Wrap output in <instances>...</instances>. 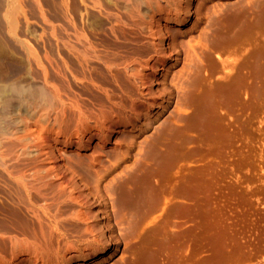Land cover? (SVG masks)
Here are the masks:
<instances>
[{
	"label": "bare ground",
	"instance_id": "obj_1",
	"mask_svg": "<svg viewBox=\"0 0 264 264\" xmlns=\"http://www.w3.org/2000/svg\"><path fill=\"white\" fill-rule=\"evenodd\" d=\"M41 1L0 0V185L6 191L8 198L6 202H14L13 205L20 206L21 210L17 213L22 214L20 221H16L22 226L20 232L22 237L10 235L6 240L10 243L27 242L28 248L37 251L42 262L40 264H101L118 250L122 242L126 243L127 237L133 236V227L141 226L138 223L144 219L143 212L152 207V201L155 204L154 200L160 199L153 198L155 192L151 197L154 189L152 184L156 181L160 183V180L156 179L152 183L151 177L154 174V178L158 179L157 175L166 164L164 146H168L167 151L171 156H177L176 151L179 150L177 148L183 139H178L180 133L177 136L176 131L178 132L179 128L174 122L181 119L182 113L172 115V120L162 123L160 128L155 129V133L148 135L149 138L137 137L152 127L167 110L172 99L177 98L179 111H182L184 106L187 107L188 98L195 102L194 104L192 101L196 109L197 126L194 125L199 130L202 129V133L211 119L213 124L216 106L220 104L222 97L230 92L233 94L231 97H234L240 89L242 92L240 81H244V87L248 91L243 88L245 94L247 92V95L251 94L254 98L261 92L264 93V0H240L241 2L234 4L213 3L211 6L206 5L208 0H43L42 3ZM107 2L114 8L107 7ZM29 3L35 6L37 12H32L34 14L32 17H36L37 13L38 21L34 22L40 24L37 25L42 31L36 33L38 35L32 41L23 37L25 32L28 33L30 20L33 19L29 18L32 15L29 12L30 7L27 9ZM73 4H77L76 8L75 6L73 8ZM89 11H92L90 15L94 14L93 12L100 15L98 17L94 15V20H98L99 17L107 20L102 18L103 23L108 22V25L103 23L101 25H105L107 29H103L108 31L110 34L107 35H112L111 37L117 38L125 28L136 29L135 32L138 31L139 37L141 34L143 36L141 38H145L144 41L149 48L147 58L140 57L141 54L139 56L136 52L129 58L122 59L123 61H117L109 52L99 49L101 46H96L91 37H88L90 33L87 34L85 28L79 25L86 16L80 21L82 15ZM202 19L207 23L203 32L201 28L197 39L188 35L183 44L179 38L177 40L181 33L196 29ZM129 31L127 30V33ZM241 31L246 32L245 36L243 33L240 35L242 38L244 36L243 39L248 36L247 42L238 39L244 42V45H247L245 43L252 45L249 49L253 48L250 50L247 48L249 53L240 65L243 73L232 79L234 84L231 86L227 83L217 87H213V84L210 87L209 84L207 85L209 87H206L204 82L206 75L200 72L201 59L200 61L196 59L195 46L199 39L202 40V35H205L210 38L208 41L213 38L218 41L225 39V36L239 37ZM206 37L204 41H207ZM210 42L209 46L213 48L214 45L211 46ZM181 44L182 46L185 44L184 48ZM180 62L182 65L175 75L165 78L166 64L174 66ZM3 65L7 67L4 68ZM233 66L237 68V65ZM10 68L14 70L10 72ZM94 68L115 80L123 74L126 75L132 79V85L138 87L136 93H127L119 100L113 99L110 89L103 86L99 80L96 82L95 77L91 76V70ZM236 70L239 73V70ZM229 78L228 80L231 79ZM82 83L83 85L88 83L96 89L95 106L81 102L84 101L79 93L81 90L78 92V88L75 87L79 85V88H83V85L80 87ZM216 83L214 82V86ZM239 83L241 88L238 86ZM161 84H163L161 89L154 88L155 85ZM88 87L83 88L85 89L82 90L83 94L87 93ZM262 97L264 98L263 95ZM246 105L242 107L245 108ZM221 125L222 128L225 126ZM103 148L109 151H103ZM129 160L131 163L126 164ZM122 163L125 164L120 171L112 173L100 188L99 180ZM80 166H85L83 171L79 169ZM90 186L94 189L89 190ZM67 201L70 203L75 201L80 209L71 206L64 214L60 205ZM233 201L232 203H235ZM213 217L215 218L216 214ZM69 219L80 227L73 233L66 231V222ZM218 229L212 230L213 233L215 234ZM207 232L210 233L209 230ZM70 235L75 237L76 249L66 256L59 255L61 242L68 241ZM152 239L137 238L135 241L139 245L138 248L142 247L140 253L147 259L156 257L153 256L156 248L152 247ZM229 239L233 240V236ZM160 240L163 241L164 238ZM212 241L214 244V240ZM227 243L223 245L225 249ZM81 249L85 251L82 252ZM128 249L132 250L130 247ZM213 249L217 250L215 247ZM213 249L210 252L208 249V255L212 252L214 256L211 253L213 257L207 255L205 259L202 255L204 260L201 264L209 258H213L209 264L214 261L218 253ZM218 249L220 250L219 247ZM126 260L128 259H123V263ZM10 262L39 264L26 255H15Z\"/></svg>",
	"mask_w": 264,
	"mask_h": 264
},
{
	"label": "rangeland",
	"instance_id": "obj_2",
	"mask_svg": "<svg viewBox=\"0 0 264 264\" xmlns=\"http://www.w3.org/2000/svg\"><path fill=\"white\" fill-rule=\"evenodd\" d=\"M238 1L241 2L242 0L241 1L240 0H208L206 1L207 2L206 5L211 6L213 3L215 4L216 3L217 4L218 3L219 4L220 3L232 4L233 3L234 4V3H237ZM74 2L77 3L76 1ZM75 5L77 4H73V8ZM33 6L34 5L30 3L27 6V9L30 7L29 8L30 11L28 10L30 13L37 12L35 9V6L34 7ZM106 6L107 7L110 6L109 7L110 9L113 7L111 3L109 2L106 3ZM90 12L92 13V11H89L86 14L82 15L80 21L84 18L85 15L86 16L84 20H82L81 22H79V19H77V23L79 22V25L85 28L87 34L90 33L88 37H91L90 39L93 41V43H96L95 44L96 46L98 47L101 46L99 49H102V50L104 49V51L109 52V54L113 57V59L117 61H123L129 58L131 55H133L136 52H137L136 53L137 55L141 54V56L139 55L140 57L143 56L142 58H145V59L147 58L148 56L147 53L149 51V48L147 47L145 43L146 41H144L145 38L144 39L141 38L143 37L141 34L139 37V33H137L138 31L135 32L136 29H133L134 30L133 32L131 28L129 29L125 28L126 32L124 33L125 31L124 29L123 33L120 34L121 37L120 35L117 38L111 37L112 35H107L110 33H108V31H105V29H107L105 25L107 26L108 22H106L107 24L103 23L101 19L103 18V20L105 21L107 20L104 17L102 18L99 17L100 19L97 18L99 21L94 20L96 15L97 17L100 15L93 12L94 14H92L93 15L92 16L90 15L91 14ZM30 13H28L29 16L31 15ZM33 13L31 17H29L31 19L33 18L32 20L29 19L31 21V22L29 21L30 22L29 31L28 33L25 32L23 35L24 38L30 41L35 39L34 37L38 35L36 33L42 32L41 29L39 28L40 24L34 22V20L38 21L37 13L35 14L36 17H32L34 16ZM89 16H92V17L90 18ZM101 23L105 25L103 24L101 25ZM206 23L207 21L205 19H202V22L199 23V26H198L199 28L198 27L196 29L193 28L194 30L191 29L190 30L191 32L187 31L188 34L187 32L186 33L184 32L185 34L181 33L182 35L179 34L181 36H178L177 34H175L176 37L178 36L177 40L179 38V41H181V43L183 44L185 43V40H187L188 35L189 37H194L195 39H197L198 38L197 36L199 35L201 28L203 32L204 30L203 28L206 25ZM36 27L39 28V31L37 30ZM127 30H130V31L127 33ZM244 32L245 31L239 32V37L236 36V37L230 38L228 36H225V39L222 38V40L219 39L218 41L217 39L215 40L214 38L208 41L207 39H210V38H207L208 36L206 37L205 35H202V40L199 39L197 45L195 46L196 56H197L196 59H198V61H200L201 59L200 72L204 73L202 75L204 76L206 75L204 80H206L207 82L202 79L203 77L201 75L200 77L205 82L206 87H209L207 86L209 84H210V87L212 86L211 84H213V87H217L218 85H224L227 83H230V86H231V84L232 85L234 84L232 82L234 80L232 79H234V77L238 78V75L240 73H243L241 72L240 65L243 59L245 58L246 54L249 53V50L253 49L252 47H250L249 49V46H252V45H249L248 43H245L247 45L243 44L244 42L242 41L247 42L246 38L248 37L247 36L245 39H243L246 33ZM242 33L244 34L243 38H242V35H243ZM26 34L28 35L27 37H26ZM29 35L33 37H30ZM204 37H206L205 40L207 41H204ZM238 38L242 39V41L239 40ZM228 39H230V41ZM231 39L235 42H233ZM213 40H215L216 42ZM225 40H227L229 43ZM212 41L216 43V45L218 43L219 44L222 43V44H220V46L217 47ZM209 42L211 43V46L214 45L213 48L209 46L210 45ZM238 43H240L242 47L240 44L238 45ZM182 44H181V47L184 48L185 44L184 46H182ZM93 64L95 63L93 62ZM166 65H167V69L165 71V78H170L172 75H175L178 69H180L182 63L180 62L174 66H170L168 64ZM233 65H237V68L236 66L234 67ZM6 67L7 66H4V68ZM236 69L239 70V73L237 72ZM10 70H14V69L10 68L9 71ZM92 70H91L92 72L91 76L95 77L94 80H96V82L97 80H99L100 83L102 82L101 84L103 86H106V88L110 89L111 95L113 99L115 100H119L123 98L127 93L134 94L136 93V90L138 89L136 85L134 84L132 85L131 83L132 79L128 78L124 74L123 76H120L122 74L120 75L118 74L122 78L117 77L115 80L110 75L107 76L106 74L104 75L101 74V72H99V70L95 68L93 71ZM219 76H222V77L224 76V77L222 78ZM228 78L230 80H228ZM126 79L127 81H125ZM225 79L227 80L223 81ZM202 80L201 82L203 83ZM128 82L131 83V85ZM214 82L215 83L220 82L222 84L216 83V85L214 86ZM240 83L242 86L240 85ZM240 83L238 86L239 88L242 87V92L240 89V91H237L236 94H234L236 95L234 97H231L233 95V94H230L231 92L228 94L229 96L225 94L224 95L225 97L224 96L222 97V101L220 102V104H217V106L219 105L220 106L219 107L216 106L217 109L215 108L216 115L214 114L215 119H214L213 124L211 123L212 119L209 122V124H211L212 126L209 124H207L208 125L207 127L203 126L205 129H203L202 133H201L202 129L199 130L198 127H196L197 126L196 119H195L196 109L193 106L195 102L191 100L190 98H188V101H187L188 104L186 105L187 107L184 108L185 107L184 106L183 110L179 111L178 110L179 105L176 100L177 98L175 97L172 99L173 100L172 103L168 106L167 110L162 114V116L158 118L152 124V127L149 128L140 137L139 136L137 137V139H141V138H144L145 136L152 135L153 133H155L156 131L155 129H158L161 127L162 123H164L165 121L172 120L173 118L172 115L174 114L182 113L180 114L181 116L180 118L182 119L184 117L182 119V122H181V119H178L176 122H174V124L178 125L177 128H179V131L178 132L176 131V135L178 136L180 133V136H182L181 138H179L180 136H178V139L184 140V142L183 140H181L182 142L179 140L180 145L177 148L179 150L176 151L177 156L175 157L171 156V153L167 151L168 146H164L165 153H166L164 160L166 164L163 162L165 166L160 171V174L157 175L158 179L154 178L155 176L154 174L151 177L152 183L153 181L160 180V183L159 181H156L152 184V187L154 185L153 187L154 189H152L153 192H151V197L155 192L156 195L154 194L155 196H153V198L160 197V199H158L160 202H157L158 200L157 201L154 200L155 204L157 202L156 205L154 204L153 201H152L153 203L151 202V206L154 208L149 207L147 212H143L145 213L142 216L144 219L142 218L143 221L138 223V224H141V226L137 225L138 227L137 226L133 227L134 234L133 236H129V238L131 237L132 239L129 240V238L127 237L126 240L128 239L127 240L128 242L126 240H125L126 243L122 242L119 245L118 250L111 257H109L107 261L101 264H115L116 262L117 264L118 263L119 264H124V263L125 264H135V263L136 264H143V263L145 264H197L198 262H199L198 264H201V262H203L204 260V259L202 260V258L204 257L205 259H207L208 253L210 252V250L212 251L214 247L217 248L219 252H221V249H222L221 247L225 245V243H227V241L225 240H229V242L226 245L227 250L224 248L225 246H223L224 249H222L221 253H219L216 249H213V251L215 250V252H217L218 254L215 255L214 261L210 262L211 264H214V263L215 264H219V263L220 264H223V263L225 264H264V98L262 97V95L264 96V93L261 92L259 95L253 98L251 97V94L247 95L248 91L244 87L245 85L244 81L242 80V82L240 81ZM86 84L84 83L83 85L82 83L80 87H82L83 85V88L85 87L86 89V87L89 86L90 88L89 87L87 88V90L88 89L89 90L86 91L88 94L87 93L83 94L84 93L83 91H85V89L79 88L78 87L79 85L78 86L76 85L77 87H75V85L73 86L75 88H78V90L76 89L78 92L81 90L82 93L79 92L81 99L84 98V101L82 100L81 102H84V103L86 102L85 104H87L88 102L89 106L90 105L95 106L96 104L95 93H97L96 89L92 85L88 83ZM163 84L155 85L154 88H156V90H159L161 89V86ZM243 88L245 91H247L246 94H245V91L243 92ZM90 90L92 93L90 92ZM239 92H241L240 95H238ZM81 94L84 97H82ZM86 95L88 96L85 97ZM228 97H231V99ZM249 97L252 98V101H251V98ZM192 101L194 104L192 103ZM241 101L242 103H240ZM91 102H93V104H91ZM239 103L242 105L240 106ZM245 103H247V105ZM243 104L246 105L245 108L242 107L244 106ZM241 107L243 108V110ZM223 113L225 114L223 115ZM221 124H224L225 126H223L222 128ZM204 130H206L207 132L209 130V133H207ZM200 134H203L206 136H203ZM149 136L147 138H149ZM197 139H199V141ZM212 142H215V143L213 144ZM209 144L212 147L209 146ZM102 150L109 151L108 149H105V148H103ZM133 153H134V150L131 151V154ZM129 163H131V160L126 162V164H129ZM124 164L125 163H122L120 166H116L115 168H113L111 172L109 173V175H104L99 180V183H98L99 187L102 188V186L107 182L106 180L112 175V173L114 174L120 171V169L123 167ZM84 168L85 166L79 167L81 171H83ZM1 186L2 185H0V264H12L10 262V259L13 258V256L15 255H26L30 257L33 261L35 260V262L39 264L42 263L40 261V258L37 255V251L34 248L33 249L28 248L29 244L27 242L14 243L15 242L14 241L13 243L12 242L10 243V241H7L8 240L7 237L10 235L22 237L20 236V232H22V226H19L21 225L19 224L20 222L16 223V221H20L22 214L20 212L17 213L18 210H21L20 206L18 207L16 204L13 205L14 202L12 203H10L9 201L6 202V200L8 199L6 198L7 197V195L5 194L6 191L4 190V188L2 189ZM93 186L95 185L93 184ZM93 186H90L89 190L90 189L93 190L94 189ZM234 187H236V189ZM231 191L233 193H231ZM4 194H5V197H3ZM232 201L235 203H232ZM8 204H10L11 206H9ZM71 206L73 208L80 209L79 205L75 201H72L71 203L67 201L60 205V207L62 208V212L64 214H66L69 211V208ZM16 207H18V209ZM146 214L147 216H145ZM215 214H216V217L214 218L213 216H215ZM66 224H67L66 231L70 233H73L74 231L80 228V227H77L76 223L71 219H69L66 222ZM78 224L82 226L81 223H78ZM210 226H213V227H210ZM221 226H223L224 229ZM215 227L217 229L219 227L218 229L219 232L217 231L214 234L213 233L214 231L212 230H215L216 229ZM208 230L210 231V233L207 232ZM225 230L228 232L232 231L231 232L232 234L229 232V234H231V237L229 236L228 232L226 233ZM221 231H223V233L225 234H223ZM205 232H207V234ZM238 234H240V236ZM232 236H233V240L231 239L232 241L231 242L229 238H232ZM137 238L140 240H143L144 238H153L152 247L156 248V250L154 251L155 255L153 256H156L157 258L153 257L151 259H147L142 253H140L142 250V247L140 246L141 248H138L139 245L135 242ZM160 238H164L165 240V241L163 240L164 243L162 240H160ZM204 238H207L208 241L207 239H204ZM67 239L68 241L63 240L61 242L62 247L60 248L59 255L66 256L70 252H73L74 249H76V247H74L75 237L70 235L68 236ZM240 239L242 240L240 241ZM212 240H214V244H212L213 243ZM244 240H245V243H243ZM132 241L135 243H133ZM161 241L163 245L160 244ZM206 242H209V244ZM125 244H126V247H125ZM205 244H208L210 247L211 246L212 247L214 246V247L210 248L208 245L207 247ZM128 247H130V250L131 249L132 250L129 251ZM133 247L135 248L133 249ZM136 247L138 249H136ZM218 247L220 248V250L218 249ZM124 248L126 251L128 250L127 251L128 253L129 252L131 253L128 254L125 250H123ZM165 248H166V251H164ZM208 249H209V252H208ZM225 250L228 253L225 252ZM80 251L84 252L85 249L83 250L81 249ZM191 253L192 254L194 253V254L192 255ZM205 253L206 255H204ZM211 253L208 255V257L214 256V253H212L213 256L211 255ZM129 256H131V258ZM125 258L131 262L126 260L123 263V259L125 260ZM211 260H213V258H209V260H206L204 264L205 263L207 264ZM220 261H222L223 263Z\"/></svg>",
	"mask_w": 264,
	"mask_h": 264
}]
</instances>
